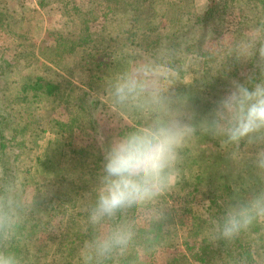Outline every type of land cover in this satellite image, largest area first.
<instances>
[{"label": "trees", "instance_id": "16d2710c", "mask_svg": "<svg viewBox=\"0 0 264 264\" xmlns=\"http://www.w3.org/2000/svg\"><path fill=\"white\" fill-rule=\"evenodd\" d=\"M98 1H103L106 5L109 3L111 6V10L103 22L90 26L89 22L85 23L89 20L88 17L85 22L74 24L71 30L74 37L66 36L67 38L64 39L65 44L78 46L83 44V41L92 40L90 37L94 35L95 38L92 40L94 44L88 46L89 51H86L87 49L82 51L86 56L91 53L102 56L104 54L101 55L99 53V49H102L101 47L109 48L116 43L117 45L131 48L135 52L136 60L139 62L138 65L142 63L141 56H145V54L158 56L160 59L157 60L160 61L162 59V56H159L160 53L172 54L173 51L182 60V57L186 55L185 52L190 50L191 47L187 38L190 30L183 28L185 25H189L188 22L193 21L194 29L197 27L193 32L197 33L199 29L203 30L204 27H209L215 23L218 32L224 27L223 17L226 10L223 8L222 0H207L201 15L195 12L193 0ZM236 1L239 2L238 6L240 7L238 18L231 27H226V30L231 34V42L220 50V56L218 54L212 55L210 62H205L206 65H204L203 70L205 83L199 85L193 82L191 85L177 87L173 90L177 93L183 91V93L190 94L193 99V107L202 113L209 110L212 104L210 99L214 100L220 96L222 89H226L231 80L244 81L249 77L255 79L264 78V57H261L258 51L264 48V37L260 36L264 35V0ZM84 3L93 4V1L84 0ZM146 8L151 13L148 16L149 20L143 23ZM168 13L173 14V24L170 22L171 26H166L163 33L149 34L153 24L158 29L161 28L159 27L160 20ZM2 24L3 22L0 21L1 27ZM251 29L253 30L252 36H257L258 39L254 40V54L250 57H244L239 54L238 49L255 39L247 38V30ZM62 37L65 38V35ZM103 60L96 59L88 62L90 64L88 69L93 71L95 75L103 64L105 65L108 62L106 67H110L111 63L114 64L111 58L108 61ZM108 74L109 69L107 77ZM29 75H25L20 79L16 92L18 101L23 102V104L29 103L31 105L41 96L61 91V81L60 83H53L51 79L46 78L47 76L37 74L29 77ZM61 78L63 79V77ZM109 78L110 76L107 78L106 83L104 82L100 86L102 91L107 90ZM96 80L101 81V77H97ZM63 81L68 87L81 90L78 86H74L71 81L67 82L65 79ZM86 87L89 90L92 85L86 84ZM200 87H203L209 94L204 100L201 98L202 94L198 93ZM55 90L56 92H54ZM83 93L89 96L87 91H83ZM78 103L82 107V97H80ZM10 104L12 102L4 105L0 101V107L6 106L9 110L0 108V216L2 217L0 224V252H4L5 256H8L11 251L14 254L16 264H44L47 261L49 264H84L83 253L88 242L92 239V236L89 235V230L93 229V227L87 221H79V219L75 218L80 216L81 219L86 218V213L77 214L79 212L77 211L78 203H85L87 207L91 202L94 184L91 185L88 182L94 181L101 159L98 158L95 164L88 168L75 165V163L71 164L76 156L81 161V154H88L81 147L75 150L72 149L73 154L68 163L70 169L67 167L66 170H69L65 173L61 171L62 175L58 176L59 180L62 181L57 187L59 190L52 194L60 201L55 209H60L63 213V216H60L61 220L59 217V224L61 225L60 247L57 246L50 254H48V251L51 247L48 246L47 241L42 242V246L33 247L23 240L24 236L31 240V236L38 231V228L43 225L52 227L53 224L51 223L54 218L49 217V207L45 206L46 204L40 205L41 202L34 199V205H24L20 201V195L12 194L15 182L20 179L18 175H20V172L21 174L23 173L24 168L21 167V164H16L17 173L9 175L7 171L8 161L6 160L9 154L5 150L9 140L16 141L20 139V143L28 144L26 139L27 135H31V117H26L23 114L26 110L20 107L21 105H19V111H16L15 107L11 108ZM28 109L30 108L27 107ZM70 123L68 127H72L74 118L70 119ZM5 133L12 134L8 141ZM1 138L4 139L1 140ZM28 149L30 150L29 144ZM208 153L206 149L196 145L186 150L174 185V188H177L174 193L175 197L180 201L179 215L175 216L171 213L170 208H167L166 211L162 208L159 209V204L157 203L156 208L163 213L162 218L148 224L145 221V216L148 214L149 209L133 210L128 214V218L135 221L141 216L140 218L144 220L143 224L136 223L138 230L129 247L122 252L113 253L111 257L105 260L104 264H142L140 251L144 254H151L156 250H168L169 248L174 253L168 254L165 264H260V262H263L264 258L261 259V256L264 257V254L249 248L252 242H242L243 229L231 237H222L214 231V224L222 215L225 204L237 198L238 194L231 184L225 180L210 186L209 181L205 178L207 176L201 172L200 167L202 161L207 158L211 159ZM17 157L18 155H15L13 161H16ZM36 159L39 163V158L36 157ZM29 169L27 167L25 171ZM185 169L190 171L193 169L194 171H192L191 183L185 177ZM228 174L227 178L229 177ZM25 179L24 177L22 178L21 184L25 183ZM261 188H264V181ZM17 190L15 189V191ZM196 196L199 199L198 201L202 202L201 207H203V211H197V213L192 209V205L196 204ZM164 198L165 196L163 195L161 199ZM239 198H241V195ZM61 202L66 204L67 209L61 208ZM60 210L58 212L55 211V213L60 215ZM64 210L66 211L65 216ZM75 211L77 212L76 214L73 213ZM6 221H12L13 225L6 227ZM178 224L180 225V232H178ZM3 229L10 232V237L3 239ZM179 233H184L185 235L179 236ZM263 233H260L261 236ZM178 236L180 244L177 242ZM178 245L181 247L178 248ZM42 248H46L47 252ZM23 249L25 255L21 253ZM260 249H262L261 246ZM28 250H32V252L30 253ZM40 252L41 255L39 254ZM41 259H44V262H41Z\"/></svg>", "mask_w": 264, "mask_h": 264}, {"label": "rangeland", "instance_id": "374dc122", "mask_svg": "<svg viewBox=\"0 0 264 264\" xmlns=\"http://www.w3.org/2000/svg\"><path fill=\"white\" fill-rule=\"evenodd\" d=\"M92 1L93 4H86L84 0H0V21L3 22L2 27L0 26V101L4 105L12 102L10 106L11 108L15 107L16 111H19V105H21L20 107L26 110L23 114L26 117H31V135H27L26 139L30 150L28 144L19 142L20 139L16 141L9 140L5 150L9 154V157H6L8 161L7 171L9 175L16 174V164H21V167L24 168L23 173L20 172V175H18L20 179H17L12 191V194L21 196L20 201L24 205L31 206L34 199H37L41 202L40 205L46 204L45 206L49 207V217L54 218L51 223L53 226L45 227L43 225L31 236V240L25 236L23 239L33 247L42 246V242L47 241L48 246L51 247L48 254L57 246L60 247L61 225L59 221L61 220L60 216H63L60 209H55L60 201L52 194L59 190L57 187L62 181L59 180L58 176L62 175L61 171L65 173L70 169L68 163L73 150L81 147L88 154L82 153L81 161L76 156L71 164L75 163V165L88 168L94 165L98 158L101 159L99 138H107L118 132L122 123L131 122V118L127 114L117 112L111 107L107 90L102 91L100 86L104 82L106 83L109 76V79H111L126 69L129 71L135 70L139 64L135 52L131 48L114 43L109 48L101 47L102 49H99V53L104 54L102 56L93 55L92 53L86 56L82 51L84 49L89 51L88 46L94 44L92 41L95 38L94 35L90 37L92 40L83 41V44L78 46L64 43L66 36L74 37L71 30L75 23L85 22L89 17V20L85 23L89 22L88 24L91 26L92 24L102 23L104 18L108 16L111 10L109 3L106 5L103 1ZM193 3L195 12L201 15L207 0H193ZM222 5L226 13L223 17L224 27L221 31L216 30V23L211 24L209 27L205 25L206 27L203 30L199 29L198 33L193 32L197 28L194 29L193 21L188 22L190 26L185 25L183 27L190 30L187 38L191 47L190 50H186V55L182 57V60H180L178 54L172 51V54L160 53L159 56H162L160 61L157 60L160 59L158 56L145 54V56H141L143 60L141 64L154 63L157 71L165 74L170 73L172 78L168 82L172 91L174 88L186 87L193 82L199 85L204 84L203 76L205 75L203 70L204 65H206L205 62H210L212 55L218 54L220 56V50L229 45L231 34L226 30V27H231L238 18L239 2L236 0H222ZM150 13V10L146 8L143 23L149 20ZM170 22L172 24L174 22L172 13H168L160 20V29L153 24L149 34L163 33L166 26H171ZM92 29L94 30L93 27ZM252 34V29L247 30V38H255L252 41H256L258 37L252 36ZM63 35H65V38L62 37ZM260 36L264 37V35ZM108 43L110 42L108 41ZM102 58L106 61L111 58L114 64L111 63L110 67H106L108 62L105 65L103 64L102 68L94 75L93 71L88 69L90 65L88 62L96 59L104 61ZM108 69L109 74L107 77ZM37 74L47 76L46 78L51 79L53 83H60L61 81V91L41 96L31 105L29 103L23 104V102L18 101L16 95L20 79L25 75L31 77ZM61 77L67 82L71 81L74 86H78L81 90L68 87ZM97 77H101V81L96 80ZM86 84H91V89L88 90ZM83 91H87L89 96L84 94ZM224 91L225 89H222L221 93L223 94ZM178 93H183V91ZM198 93L202 94V100L209 95L203 87L198 89ZM80 97L83 99L82 107L78 103ZM27 107L30 109L27 110ZM0 108L8 110L6 106ZM72 118H74V123L72 127H68ZM10 135L12 134L5 133L7 141ZM3 139L1 138V140ZM195 145L206 149L210 153L208 155L211 159H205L200 165L201 172L207 176L205 178L209 181L210 186L225 180L231 184L238 194L237 198L241 195V199L246 198L251 191L262 187L264 173L257 171L253 166L250 159L251 150L243 142L233 147L224 146L218 140L205 139ZM15 155H18V157L16 161H13ZM36 157L39 158V163ZM27 167L30 169L25 171ZM67 167L69 169L66 170ZM192 171L184 170L188 182L192 180ZM227 173H229L228 178L226 177ZM66 174L69 176L68 173ZM23 177L26 178L25 183L21 184ZM88 184L92 185L94 181L88 182ZM15 189L18 190L15 191ZM176 189L172 187L164 194L165 198H160L158 201L159 209L162 208L166 211L167 208H170L171 213L175 216L179 215L180 204L174 194ZM195 200L196 204L192 205V209L196 211L195 213L203 211L202 202L198 201L197 196ZM61 206V208H66V204L62 202ZM85 209V203H78L77 211L79 212L75 211L73 213H86ZM58 210H60V215L55 213ZM65 214L66 211L64 210V216ZM140 217L135 220L137 224H143L144 220ZM75 219L87 221V218L81 219V216ZM1 222L2 217L0 216V224ZM12 225V221L5 222L6 227ZM179 226L178 224V232H180ZM261 232H264V218L255 219L245 227L242 230L241 239L242 242H252L249 248L264 254V233L261 236ZM9 234V231L3 229V239L10 237ZM95 234L94 229L89 230L90 236L93 237ZM183 234L179 233V236ZM179 236L177 238L178 244H180ZM260 246L262 249H260ZM180 247L178 245V248ZM42 249L47 252L46 248ZM28 252L31 253L32 250H28ZM21 253L25 255L24 249ZM171 253L174 252L170 248L168 250H156L151 254H144L140 251V260L142 264H165L168 254ZM39 254L41 255V252ZM0 257H5V253L0 252ZM6 257L15 258L11 251ZM262 258L264 257L261 256ZM43 260L41 259V262ZM262 261L260 264H264V259ZM44 264L49 263L47 261Z\"/></svg>", "mask_w": 264, "mask_h": 264}, {"label": "clouds", "instance_id": "9594fccd", "mask_svg": "<svg viewBox=\"0 0 264 264\" xmlns=\"http://www.w3.org/2000/svg\"><path fill=\"white\" fill-rule=\"evenodd\" d=\"M255 41L238 49L254 54ZM264 57V48L258 50ZM171 74L157 71L154 63L124 70L108 82L111 107L127 114L115 134L99 138L101 161L95 174L93 197L85 212L96 234L83 253L84 264H104L115 252L126 250L138 226L128 218L133 210L149 209L148 224L162 218L156 208L174 187L186 150L207 138L224 146L246 144L257 171L264 173V78L231 80L206 112L193 107L190 94L171 90ZM264 218V188L246 198L227 202L214 231L231 237L255 219ZM0 264H16L0 257Z\"/></svg>", "mask_w": 264, "mask_h": 264}]
</instances>
